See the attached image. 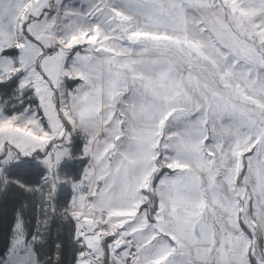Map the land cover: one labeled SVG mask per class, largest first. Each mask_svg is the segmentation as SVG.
Segmentation results:
<instances>
[{
  "label": "snow or ice",
  "instance_id": "obj_1",
  "mask_svg": "<svg viewBox=\"0 0 264 264\" xmlns=\"http://www.w3.org/2000/svg\"><path fill=\"white\" fill-rule=\"evenodd\" d=\"M118 13H126L137 21L154 20L159 28L171 23L159 0H80L78 4L76 0H0V85L7 86L15 80L14 98L24 105L22 112L10 116L17 124L53 133L47 145L34 146L30 137L0 132V201L15 206L14 237L6 264H40L35 252L38 242L35 229L32 242L26 243L27 226L33 218L44 223L50 232L56 224L55 264H60L66 249L69 253L65 264H157L161 256L165 259L160 264H264V234L247 219L241 218L239 228L231 229L255 240L254 245L245 248L244 241L228 242L227 232L218 228L210 210L198 217L187 215L207 198L203 181L193 178V167L215 159L221 139L215 132H204L197 126L203 117L202 109L199 115H169L168 120L181 127L175 136L171 133L160 136V145L155 149L137 138L134 128L140 126L143 117L133 113L149 96L142 84L128 75L129 70L121 69L109 59L111 53H105L99 37L96 44L89 39L103 30L109 42L123 44L126 40L123 25L131 20L122 21ZM81 34L84 35L81 44H73ZM21 43L25 47L21 48ZM127 43L131 46V41ZM11 53L19 55L13 59ZM69 57L71 66L65 67ZM52 63L59 64L62 73L56 81L48 73ZM37 76L42 81L48 77L57 85L52 88L49 84L54 96L61 87L69 96L97 88L102 95L108 93L110 100L124 106L127 125L123 116L117 119L113 115V120L108 121L112 129L104 128L109 135L99 140L94 150L90 151L86 144L79 155H74L71 122L63 116L58 104L57 113L66 131L62 136L57 133L41 102V93L36 90ZM113 89L119 93L115 98L110 95ZM25 92L29 93L28 103L24 100ZM125 92L130 93L128 100L123 99ZM192 116L196 120L190 119ZM8 119L9 115L0 107V121ZM158 119V115L152 117L153 122ZM118 124L125 126L117 129ZM110 144L115 146L109 148ZM258 148H249L245 153L238 184L251 171L250 165L260 158ZM64 149L70 154L66 155ZM149 151L155 158L146 160L143 157ZM85 153L92 162L78 179H72L70 191H61L60 184L68 181L56 179L59 165L64 161L72 165L85 158ZM175 161H183V166L174 167ZM40 163L48 169L45 177L39 184L30 182ZM149 172L151 179L146 187L133 189L132 197L122 196L126 185H138ZM80 194H85L86 199L81 200ZM130 199H142L135 217L109 215L113 207L130 206ZM246 203L249 214L264 225V205L257 214L255 197H249ZM120 220L127 223L114 227ZM140 224L145 227L138 228Z\"/></svg>",
  "mask_w": 264,
  "mask_h": 264
},
{
  "label": "rangeland",
  "instance_id": "obj_2",
  "mask_svg": "<svg viewBox=\"0 0 264 264\" xmlns=\"http://www.w3.org/2000/svg\"><path fill=\"white\" fill-rule=\"evenodd\" d=\"M76 2L78 4L80 0H76ZM159 3L163 6V14L169 17L171 21L168 27L159 28L155 26L154 20L137 21L132 20L126 13H118L122 21L131 20V23L123 25L126 35L123 45L114 41L109 42V36L103 30L97 31L95 36L89 37V39L93 44H96L97 37H99L106 54L125 51L123 53L133 56L146 55L136 59L135 57L129 59L111 55L109 59L113 60L121 69L129 70L128 75L133 77L135 82L142 84L149 96V100L146 103H141L133 114L138 118L143 117L140 119V126L134 128L137 138L141 142H146L152 149L160 145V140L154 134L158 127L156 125L167 124V130L164 127V134L162 135L167 137L171 133L175 136V129L178 127L171 125L172 122L168 120V116L188 113V109H192L190 101L193 97L196 100L194 113L197 115L200 114L201 109H204V102L210 98L207 92L211 93L213 99L216 96L227 98L222 95L220 90L228 92L233 96V99H239L243 105L250 108V110H244V124L230 125L229 123L226 127L211 128L212 132L221 137L219 147L215 150V159L205 160L207 162H205L206 169L196 165L192 170L193 178L197 182L203 181L205 186L203 191L207 193V198L202 207L197 205L196 210L187 213L188 217L191 218L198 217L206 209L210 210L217 221L218 228L227 232L226 239L228 242L239 244L240 241H244L245 248H247L249 245H254L255 240H248L243 233L237 234L231 229H238V221L243 218L247 219L258 232L264 234V225L259 219H254L249 214L246 203L249 197H255L257 214L260 212L261 205H264V124L260 127H252L247 121V118H255L252 111L253 107L256 110L258 108V103L254 104L250 100L253 98L251 94L260 89L255 72L257 70L249 63H242L233 54L232 49L235 45H240L243 50L252 53L254 58L264 63V0H159ZM6 39L10 40L11 38ZM83 39L84 35L81 34L77 40L73 41V44L80 45ZM211 39L213 40L212 43H210ZM128 41H131V46L128 45ZM20 47L23 48L25 45L21 43ZM157 54L163 55L165 59L161 61L160 58L153 56ZM18 55L16 53V55H12V58L16 59ZM96 55H100V53ZM71 63L72 59L69 57L65 67H70ZM48 73L52 77V81H56L62 76L60 66L57 63L51 64ZM210 76L212 77L211 80H214L211 85L208 84ZM63 79L67 84V77ZM35 84L36 90L41 93V102L45 105L57 133L62 136L66 131V125L62 123L57 113L58 104L62 107L63 116L71 122L72 152L74 155H79L86 144L90 151L94 150L97 147V142L109 135V132L102 130L105 127L112 129L113 126L108 121L113 120V115L117 119L123 116L125 125L128 123V115L124 113V106L115 104L113 100L109 99L108 93L102 95L98 88L94 91L72 93L69 96L61 87L59 94L54 96L49 84L52 88L57 85L49 81L48 77L42 81L37 76ZM69 87L75 88L77 85H69ZM28 95L29 93L25 92L24 100L27 99ZM110 95L115 98L119 93L113 89ZM129 96L130 93L125 92L123 99L128 100ZM217 99L218 97L212 102L214 104L219 103L220 101ZM176 100L180 103L179 112L171 107ZM228 102L233 104L232 106L241 108L240 104L235 101L229 99ZM69 106L74 108L72 116H69L67 111ZM0 107H5V103L1 101V96ZM230 110L229 108L227 112L229 115L232 111ZM20 111L22 112L23 109ZM154 115L159 116L155 122L152 120ZM210 115L208 114L209 117ZM213 115L215 117L217 113ZM94 117L98 118L93 119ZM76 122L94 130L99 129L102 125L103 128L100 132L102 136L98 138V141H92L94 137L91 136V133L79 131ZM30 123L36 124L38 122L31 121ZM125 125L118 124L117 129ZM0 132H16L22 136L30 137L34 146L47 145L53 138L51 132L42 129L37 130V128L29 127L23 123L17 124L16 119L10 115L8 120L0 121ZM127 138V136H121V139ZM22 146L27 147V145ZM114 146L110 144L108 147ZM255 146H259L260 158L250 165L251 171L238 184L241 171L245 166V153L249 151V148ZM220 148H223L224 151L221 152ZM63 151L66 155L70 154L68 149ZM104 151L107 152L108 149L106 148ZM87 156L88 153H85V158L76 160L72 165H69L67 161L59 165V174L56 179L58 181L67 179L68 181V183L60 184L61 191H70L69 184H71L72 179H78L83 169L92 162ZM143 158L147 160L155 157L153 152L149 151ZM38 165L44 167V178L48 169L42 163ZM173 166L182 167L183 161H175ZM150 179L151 173L149 172L138 185L133 184L132 187L126 185L122 191V196H134L135 191L133 189L138 191L139 188L146 187ZM80 196L81 200L86 199L85 194H80ZM238 197L242 199H238ZM141 202L142 199H130V206L113 207L109 215L133 218ZM241 213L244 214L243 217H241ZM125 223L127 220H120L114 227ZM143 227L145 224L138 225V228ZM13 237L14 232L12 239ZM31 242L32 238L27 236L26 243ZM9 248L0 264H6ZM164 259L165 257L161 256L157 264H160V261Z\"/></svg>",
  "mask_w": 264,
  "mask_h": 264
},
{
  "label": "crops",
  "instance_id": "obj_3",
  "mask_svg": "<svg viewBox=\"0 0 264 264\" xmlns=\"http://www.w3.org/2000/svg\"><path fill=\"white\" fill-rule=\"evenodd\" d=\"M212 39L210 41V43H212ZM123 45V44H122ZM125 46V45H124ZM125 51H120L119 53H116V54H111V55H118L119 58H129V59H134L132 57H135L136 58H140V57H145L146 55H131V54H126V53H123ZM232 52L233 54H235L236 57H238L242 63H249L252 65L253 68H255L257 71L256 74H257V83L260 87V89L257 91V92H254L251 94V96H253L252 99H250L254 104L255 103H258V108L256 110L255 107H253V114L255 116V118L253 117L252 118H247V121L251 124L252 127H260L262 126V124H264V63L262 64L257 58H254V55H252V53H249L247 50H243L242 46L240 45H235V47L232 49ZM154 57L156 58H160L161 61H163L165 58L163 55H153ZM152 57V56H151ZM71 59V57H70ZM208 74V73H207ZM212 77L210 76V79H209V82L206 80V82H208V84H213V81L211 80ZM222 79V78H221ZM216 81V80H215ZM209 91V90H208ZM220 92L222 93V95H224L225 97L227 98H223L221 96V98L219 96H216V98L218 97V101H220L219 103L217 102L216 104H214V102H212V100L216 99V98H211V93L210 92H207V95L210 97L208 98L205 102H204V106H203V115L204 117L201 118V120L199 121L198 123V127L202 129V131L204 132H212L211 131V128L212 127H217V126H220V127H226L229 125H232V124H237V125H240V124H244L245 120L243 119V117H245V114H244V110H250V108L246 107L245 105H243V103L239 100V99H233V96L231 94H229L228 92L226 91H222L220 90ZM216 95V94H214ZM62 97V96H61ZM178 97H179V93H178ZM220 98V99H219ZM232 100V101H235L236 103L240 104L241 108H238L237 106H232L233 104L229 103L228 101ZM195 97L191 98V101H190V107L192 106V109H188V113H194V109H196V107H194V102H195ZM61 102H63V99H61ZM71 107V108H70ZM173 110H176L177 112L180 111L181 107H180V103L176 100L174 103H172V106ZM231 109V114H227L228 112V109ZM64 109V107H63ZM74 108H72V106H69V108H67V111L69 113V116H72L73 114V111ZM65 111V110H64ZM217 113V116L214 117L213 114ZM208 114H211L210 117L208 116ZM177 115H179V113H177ZM68 116V115H67ZM190 119L192 120H196V117L195 116H192L190 117ZM173 126L175 127H178L180 128L179 126L180 125H177L175 123H173V121H171ZM233 122V123H231ZM77 125V127L80 129L79 131H86L88 133H91V136L94 137L92 139V141H98L102 134L100 135V132L103 128V126L101 125L99 129H89V128H86L84 126H82L81 123H78L76 122L75 123ZM158 126L155 130V135L156 137L159 139V136H163L162 134H164V127H165V124L162 123L161 126L159 125H156ZM172 126V127H173ZM207 126V127H205ZM177 128V129H178ZM177 129L176 130V134L177 135ZM104 132V130H102ZM206 161H201L198 165L201 167H203V169H206ZM208 165V164H207ZM209 170H210V167H209ZM256 189H259L258 187H255ZM205 203V199H202L200 201V203L198 204V207H202L203 204Z\"/></svg>",
  "mask_w": 264,
  "mask_h": 264
},
{
  "label": "trees",
  "instance_id": "obj_4",
  "mask_svg": "<svg viewBox=\"0 0 264 264\" xmlns=\"http://www.w3.org/2000/svg\"><path fill=\"white\" fill-rule=\"evenodd\" d=\"M11 55H16V53H11ZM16 87V81H10L7 86L0 85V96L1 101L5 103L4 111L8 115L20 111L23 109L24 105L18 104L15 97L13 89ZM29 101L25 99V103ZM15 104L16 107L13 108L11 105ZM45 170L43 166H36V174L29 178L30 182L39 184L44 176ZM15 206L10 205L7 201H0V262L4 258L12 239L14 217L13 211ZM28 227V238H32L33 229L37 232L36 240L38 241L35 245V252L39 257L40 264H55L54 253L58 251L55 247V242L58 237L54 234L56 224H53V230L50 232L48 227L34 218ZM67 227V225H65ZM41 237L43 240H41ZM61 239H66V237H59ZM69 250H65V255L60 258V264H65L68 259Z\"/></svg>",
  "mask_w": 264,
  "mask_h": 264
},
{
  "label": "built area",
  "instance_id": "obj_5",
  "mask_svg": "<svg viewBox=\"0 0 264 264\" xmlns=\"http://www.w3.org/2000/svg\"><path fill=\"white\" fill-rule=\"evenodd\" d=\"M263 59H264V54H263Z\"/></svg>",
  "mask_w": 264,
  "mask_h": 264
}]
</instances>
